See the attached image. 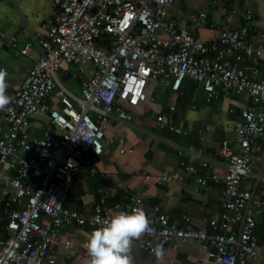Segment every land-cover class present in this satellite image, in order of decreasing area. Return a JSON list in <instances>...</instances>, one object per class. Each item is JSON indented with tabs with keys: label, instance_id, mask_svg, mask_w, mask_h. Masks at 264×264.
Segmentation results:
<instances>
[{
	"label": "built area",
	"instance_id": "obj_1",
	"mask_svg": "<svg viewBox=\"0 0 264 264\" xmlns=\"http://www.w3.org/2000/svg\"><path fill=\"white\" fill-rule=\"evenodd\" d=\"M176 1L52 0L47 36L38 41L41 55L28 69L20 88L7 90L13 99L8 105L11 111H3L7 128L0 127V166L5 167L0 171V205L7 216L0 229V264H56L51 242L61 226L95 228L113 210L141 207L144 193H130L127 201L111 206L107 198L112 187L98 188L101 198L91 212L71 208L67 201L84 171L96 172L93 157L101 156L104 146L116 141L106 137L111 120H134L123 102L136 106L145 101L150 78L159 83L172 80L175 91L188 78L202 87L209 101L247 94L251 104L240 110L238 125H231L238 135L237 148L228 140L219 148V155L227 160L225 175L206 177L198 175L194 166L187 167L205 187L210 179L224 182L222 209L208 221L215 231L171 223L170 216L156 208L149 216L152 234L142 237L139 249L153 254L152 248L162 245L167 253L177 241L194 240L212 246L213 264L257 263L260 250L255 218L244 209L249 200L256 208H264L260 200L264 193V169L260 171L264 151V31L259 32L261 43L255 44L248 40L253 11L222 8L227 18L240 14L242 20L206 44L194 29L206 22L207 14L192 17L191 27L179 25L166 10ZM0 37H4L1 30ZM8 43L21 55H28L33 45L27 42L19 46L11 39ZM87 64L94 66L89 78L83 75ZM65 65L74 67V76L80 78V96L59 80ZM54 96L59 98L60 107L49 103ZM34 115H47L51 121L40 136L31 138L28 130ZM160 127L174 135L188 134L183 126L162 119ZM117 142L121 153L132 151L126 149L124 136ZM201 165L211 163L203 160ZM144 174L145 179L150 178ZM174 178L184 180L182 175L168 174L159 182ZM250 180L261 182V193L253 192V182L244 186ZM44 217L49 218L48 223L43 222Z\"/></svg>",
	"mask_w": 264,
	"mask_h": 264
},
{
	"label": "crops",
	"instance_id": "obj_2",
	"mask_svg": "<svg viewBox=\"0 0 264 264\" xmlns=\"http://www.w3.org/2000/svg\"><path fill=\"white\" fill-rule=\"evenodd\" d=\"M222 8H235L239 12L252 10L254 20L248 40L255 44L261 43L259 32L264 31V0H177L166 10L170 18L186 27L194 25L192 17L205 12L206 22L197 24L194 33L210 44L224 29L234 28L242 20L240 14L227 18L222 14ZM53 10L52 0H0V30L4 33V37H0V68L8 72V91L20 88L28 69L40 57L38 41L47 36L46 25ZM160 34L163 35L162 32ZM10 39L17 41L19 46L33 43L29 54L21 55L9 45ZM93 69L92 64L85 65L84 77L89 78ZM74 70V67L65 65L58 76L64 86L80 96V78L74 76ZM146 93L147 99L136 106L123 102L124 107L134 115V120H111L106 137L116 141L106 144L101 156L93 157L96 172L91 174L84 169L83 179L70 190L67 205L91 212L101 198L98 188L112 187L107 198L111 206L117 201H127L130 193H144L141 207L148 216L159 208L160 212L170 216L171 223L192 225L214 232L208 221L222 209L224 182L210 179L205 187L197 182L195 174L187 171V167L194 166L198 175L206 177L215 173L220 176L226 174L227 160L218 151L224 140L237 148L238 135L231 125H238L239 112L251 104V99L247 94H233L209 101L202 87L188 78L178 91L172 88V80L159 83L150 78ZM49 103L52 107L61 105L56 96L50 98ZM161 119L183 126L188 134L174 135L167 128H161ZM50 121L47 115L32 116L29 137L40 136ZM0 127L3 130L7 128L3 111H0ZM56 133L62 134L60 130ZM121 136L126 140V149L132 151L121 153L117 142ZM180 151L183 153L180 154ZM203 160L209 161L211 165L202 166ZM3 170L5 167L0 166V171ZM144 172L150 176L149 179H145ZM168 174L182 175L184 180L174 178L169 182H159L163 175ZM252 182L253 192L261 193L262 184L256 185L257 180L245 181L244 186L248 187ZM260 200L264 206V193H261ZM244 210L251 211L255 218L260 250L256 264H264V208H256L251 200ZM186 218H190V221H186ZM0 219L2 229L7 219L4 205H0ZM43 222L48 223L49 218L44 217ZM93 229L77 224L61 226L51 242L55 263L87 264L88 256L83 245ZM141 239L134 242L135 264H157L153 254L139 249ZM67 241L70 244L67 245ZM213 255L214 249L208 242L177 241L158 264H213Z\"/></svg>",
	"mask_w": 264,
	"mask_h": 264
},
{
	"label": "clouds",
	"instance_id": "obj_3",
	"mask_svg": "<svg viewBox=\"0 0 264 264\" xmlns=\"http://www.w3.org/2000/svg\"><path fill=\"white\" fill-rule=\"evenodd\" d=\"M7 77V70L0 68V111H11L8 105L13 97L7 94ZM152 231V222L142 207L114 210L87 235L83 245L87 264H135L134 242ZM151 251L157 264L166 254L162 245L154 246Z\"/></svg>",
	"mask_w": 264,
	"mask_h": 264
},
{
	"label": "water",
	"instance_id": "obj_4",
	"mask_svg": "<svg viewBox=\"0 0 264 264\" xmlns=\"http://www.w3.org/2000/svg\"><path fill=\"white\" fill-rule=\"evenodd\" d=\"M263 169H264V151H263L262 158H261L260 171H263ZM259 182H260V181L257 180V184H256V185H258ZM250 202H251V200H249L248 204H249Z\"/></svg>",
	"mask_w": 264,
	"mask_h": 264
},
{
	"label": "bare ground",
	"instance_id": "obj_5",
	"mask_svg": "<svg viewBox=\"0 0 264 264\" xmlns=\"http://www.w3.org/2000/svg\"><path fill=\"white\" fill-rule=\"evenodd\" d=\"M262 154H263V152H262ZM260 183H261V182H259L258 185H259Z\"/></svg>",
	"mask_w": 264,
	"mask_h": 264
}]
</instances>
